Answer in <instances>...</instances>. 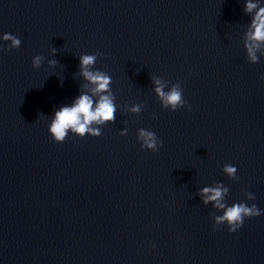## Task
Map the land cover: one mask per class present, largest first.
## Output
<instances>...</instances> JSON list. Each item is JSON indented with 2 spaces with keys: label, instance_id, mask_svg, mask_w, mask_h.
<instances>
[{
  "label": "water",
  "instance_id": "water-1",
  "mask_svg": "<svg viewBox=\"0 0 264 264\" xmlns=\"http://www.w3.org/2000/svg\"><path fill=\"white\" fill-rule=\"evenodd\" d=\"M245 2L0 0V264H264V213L228 233L200 195L219 184L221 203L264 209V44L252 62ZM84 54L115 119L56 143L53 111L92 87ZM140 129L163 146L141 149Z\"/></svg>",
  "mask_w": 264,
  "mask_h": 264
},
{
  "label": "clouds",
  "instance_id": "clouds-1",
  "mask_svg": "<svg viewBox=\"0 0 264 264\" xmlns=\"http://www.w3.org/2000/svg\"><path fill=\"white\" fill-rule=\"evenodd\" d=\"M255 13L249 21V31L246 32V44L248 57L252 62L257 60L256 51L264 44V7L259 6V0H246L244 11L246 13ZM11 42V48H17L21 40L5 32L2 37ZM55 50L53 49V52ZM96 56L93 54H84L79 57L80 75L92 87L89 91H83L73 98L70 104L62 105L54 110L51 119L48 122L47 133L56 143H62L69 132L77 137L83 138L85 134L97 136L100 134L98 126L111 122L115 119L116 104L110 90L111 77L99 70H92L91 66L95 63ZM41 57L35 56L31 61L32 68L40 67ZM55 64V61H49ZM258 79L264 82V73L260 74ZM156 83H159L158 81ZM155 92L162 101L163 106L168 107L170 111H176L177 108L184 106L181 90L174 86L167 93L161 87L155 88ZM130 111L138 112L139 108L133 106ZM186 111H191L188 105ZM137 140L141 142V149H147L151 152L158 151L163 142L152 131L143 129L138 130ZM222 171L229 177H235L237 168L234 165H224ZM228 189L217 185L216 187H204L200 190L202 201L205 204L214 202V207L222 209V214L215 218V224H224L228 233L239 230L246 219L260 216L264 209H260L256 204H247L244 202H233L231 205L221 203ZM249 194L248 199H254ZM215 224L212 231H216ZM150 247L155 248V244Z\"/></svg>",
  "mask_w": 264,
  "mask_h": 264
}]
</instances>
